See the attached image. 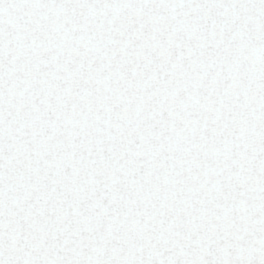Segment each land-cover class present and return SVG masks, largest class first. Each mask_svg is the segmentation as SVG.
Instances as JSON below:
<instances>
[{"label": "snow or ice", "instance_id": "obj_1", "mask_svg": "<svg viewBox=\"0 0 264 264\" xmlns=\"http://www.w3.org/2000/svg\"><path fill=\"white\" fill-rule=\"evenodd\" d=\"M0 264H264V0H0Z\"/></svg>", "mask_w": 264, "mask_h": 264}]
</instances>
